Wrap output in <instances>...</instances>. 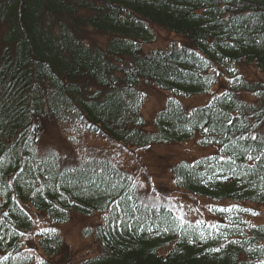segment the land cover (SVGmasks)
Masks as SVG:
<instances>
[{
	"label": "trees",
	"instance_id": "16d2710c",
	"mask_svg": "<svg viewBox=\"0 0 264 264\" xmlns=\"http://www.w3.org/2000/svg\"><path fill=\"white\" fill-rule=\"evenodd\" d=\"M153 25L188 44L144 52L155 41ZM82 26L108 41L84 44ZM0 28V257L8 256L0 264L70 259L61 256L66 248L56 230L36 234L40 260L23 251L33 222L21 204L54 224L101 215L84 232L101 253L78 264H264V225L243 221L245 208L215 210L227 220L214 224L218 230L181 225L169 206L142 199L132 173L108 157L80 155L68 165L37 144L44 118L133 148L198 134L200 145L219 153L173 165L174 184L197 197L264 207V135H253L264 122V82L237 77L221 92L227 95L189 110L176 98L210 92L220 77L213 68L245 64L264 72V0H0ZM143 84L172 96L153 115L151 131L137 90Z\"/></svg>",
	"mask_w": 264,
	"mask_h": 264
},
{
	"label": "rangeland",
	"instance_id": "374dc122",
	"mask_svg": "<svg viewBox=\"0 0 264 264\" xmlns=\"http://www.w3.org/2000/svg\"><path fill=\"white\" fill-rule=\"evenodd\" d=\"M2 29L0 28V34ZM151 29L155 34V41L143 44L144 52L167 48L171 45L176 47L188 44L187 40L182 36L169 33L161 27L153 25ZM81 32L80 41L84 44L93 45V47L96 45L103 47L109 38V35L95 32L89 27H83ZM212 71L215 74H220V77L217 85L209 95L177 97L186 110L204 104L210 95L219 94L229 89L232 84V78L236 76L251 81L264 82V72L258 71L252 65L240 64L230 69L213 68ZM80 81L81 83L84 82L83 79H80ZM137 90L141 98H143L141 113L147 120L152 118L154 113L160 110L166 100L171 97L170 93L158 90L150 84L140 85ZM235 93L238 98L248 103L254 101L252 95L247 92L236 91ZM39 127L37 144L40 151L46 152L47 150L53 151L55 149L65 159V164L68 165H73L80 155L102 154L108 157L117 168L132 173L136 180L138 193L142 199L150 197L155 202L169 206L177 216L183 213L185 220L192 222L204 221L209 225H214L220 221H224L227 224L226 217L223 219V217L217 216L215 210L226 208L230 205H238V208L252 209L258 213V215H252L251 213L242 215L243 221L251 225H264V207L258 204H239L230 200H212L205 197H197L178 189L174 185L170 173V168L173 164L219 153V147L215 145H200V136L198 134L183 143L154 144L145 148H133L121 145L107 137L105 138L97 132L84 131L81 134L80 127H75L77 128L76 133H73L61 121L50 118H44L39 123ZM253 135H264V122H261L254 129ZM73 137L74 139H72ZM210 207L212 210H209ZM24 208L31 216L33 226L31 230L24 233L22 240L23 251L29 255L34 254L37 260L41 259L42 254L39 253L40 249L37 244L36 234L45 228L55 229L62 236L66 249L61 256L63 258L68 252V257L70 258L68 259V264H76L81 260L101 253V249L93 237L84 235L86 229L95 226L100 221V214L91 216L72 215L67 222L54 224L44 214L36 212L31 207L24 205ZM238 208H234L230 213L236 212ZM59 264L66 263L60 262Z\"/></svg>",
	"mask_w": 264,
	"mask_h": 264
},
{
	"label": "snow or ice",
	"instance_id": "6c2138e0",
	"mask_svg": "<svg viewBox=\"0 0 264 264\" xmlns=\"http://www.w3.org/2000/svg\"><path fill=\"white\" fill-rule=\"evenodd\" d=\"M233 71H234V70H233ZM173 91H175V90L173 89ZM221 95H227V93H221ZM217 98H218V97H214V99H217ZM229 123H231V121H229ZM203 130H204L205 132H208V131H209L208 128H204ZM72 139H74V137H73ZM252 139L255 140V139H256V136H252ZM208 142H211V141H208ZM222 150H223V149H222ZM52 155H53V157H55V153H53ZM260 158H261L260 156H255V157H253V156H251V155L248 156V159H249V160H253V159L259 160ZM209 159H214V158H213V157H209ZM220 159H221V160H224L225 157H220ZM228 160H229V162L234 163V161H232L230 157L228 158ZM197 163H199V162H197ZM68 170H70V171H75V169H68ZM212 178H213V177H211V176L209 177V179H212ZM217 178H219V177H217ZM224 179H227V177H224ZM141 186H142V185H141ZM238 207H239L238 205H230L229 207H226V208H220L219 211H222V212H231L234 208H238ZM209 210H212V208L210 207ZM240 210H241V211L250 212L252 215H258V213L254 212L252 209H240ZM4 215L6 216L7 213H4ZM174 219H175V220H178V221H179V224H181V225L187 223V221L184 219L183 213H181L180 216L174 217ZM196 224H197V225L204 224V221H196ZM190 226H191V225H190ZM209 227H211V228H215V229L218 230V226H217V225H210ZM42 231H53V232H54L55 229H51V230H42ZM149 231H151V229H149ZM165 231H168V229L166 228ZM21 235H23V234H21ZM199 238H200L201 240L206 239V237H205V235H204V233H203L202 231L200 232V237H199ZM193 242H194V241L189 240V243H193ZM211 251H219V249H211ZM6 259H8V256L0 257V260H6ZM40 264H43V261H41Z\"/></svg>",
	"mask_w": 264,
	"mask_h": 264
}]
</instances>
